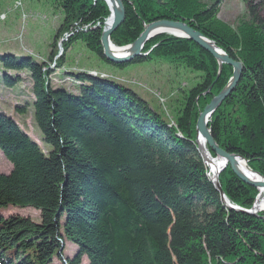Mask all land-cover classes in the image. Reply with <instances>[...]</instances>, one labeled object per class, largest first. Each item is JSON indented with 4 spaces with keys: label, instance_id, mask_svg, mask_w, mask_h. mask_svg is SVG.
Returning a JSON list of instances; mask_svg holds the SVG:
<instances>
[{
    "label": "trees",
    "instance_id": "16d2710c",
    "mask_svg": "<svg viewBox=\"0 0 264 264\" xmlns=\"http://www.w3.org/2000/svg\"><path fill=\"white\" fill-rule=\"evenodd\" d=\"M215 0H123L126 18L112 35L118 47L135 42L144 25L183 22L212 40L243 65L233 93L215 112L210 129L220 148L245 157L264 176V0H244L247 21L236 28L218 19ZM64 20L51 45L68 33L67 52L83 43L100 61L120 70L155 61L203 74V82L175 102L169 118L134 90L108 79L71 74L79 93L53 86L49 63L32 57H0V86L13 89L31 78L33 108L46 153L9 116L0 113V151L11 164L0 171V264H264V220L226 209L207 177L196 146L200 114L233 76L194 42L172 36L149 41L142 56L115 65L103 55L102 0H55ZM100 28L78 32L84 25ZM75 31L76 33H73ZM65 58L57 61L64 66ZM179 104V105H178ZM163 110V111H162ZM174 124V125H172ZM212 157H216L208 149ZM220 184L233 205L250 210L259 191L245 185L227 166ZM32 208L41 222L18 215L4 218L2 208ZM264 217V213L260 214ZM76 248L65 257L66 245Z\"/></svg>",
    "mask_w": 264,
    "mask_h": 264
},
{
    "label": "rangeland",
    "instance_id": "374dc122",
    "mask_svg": "<svg viewBox=\"0 0 264 264\" xmlns=\"http://www.w3.org/2000/svg\"><path fill=\"white\" fill-rule=\"evenodd\" d=\"M202 1L207 6L215 2V0ZM262 15L264 16V12ZM247 17L244 0H224L219 6L218 19L232 28H236L242 21H247ZM63 20V10L55 0H0V57L7 54L19 58L30 56L39 63H49L50 69L53 71L50 78L51 85L62 86L73 93H79L78 88L82 83L76 81L71 74L93 75L96 73L92 77L108 79L124 85L151 102L154 107L157 106L158 101L164 108L165 115L168 118L170 115V119L176 114L174 103L182 102L185 94L203 82V74L183 66L169 65L164 61L130 65L120 70L100 61L80 42L75 43L69 51L64 52L63 45L68 43L69 39L66 37H73L70 33L59 41L56 47L57 55L52 62H49L51 45ZM97 28H100V24L84 25L77 31L87 33ZM73 33L76 32L73 31ZM61 58H65V63L59 69L57 61ZM2 70L0 65V76ZM18 75L22 82L15 88L6 89L0 86V113L11 117L46 153L50 148L43 142V136L36 126L33 108H28L25 115L16 113L17 107H26L28 102H34L35 99L32 94L31 78L24 72ZM11 167L0 151L1 173L9 174ZM261 196L262 194L259 198ZM13 215L29 218L35 224L41 222L40 212L32 208L9 207L1 209L2 217L8 218ZM75 251L76 248L73 245L67 244L65 257H73ZM54 264H60V262L55 261ZM82 264H89L86 258L83 259Z\"/></svg>",
    "mask_w": 264,
    "mask_h": 264
},
{
    "label": "water",
    "instance_id": "95a60500",
    "mask_svg": "<svg viewBox=\"0 0 264 264\" xmlns=\"http://www.w3.org/2000/svg\"><path fill=\"white\" fill-rule=\"evenodd\" d=\"M102 1L108 5L111 12L110 18L112 20L110 27L107 28L105 24L101 38L103 55L108 62L115 65L132 63L135 59L148 55V53L143 54V50L145 45L150 40L162 35H171L178 39L192 41L212 55L219 66L217 79H219L222 75L224 65L233 69V76L229 80L228 84L218 96L213 98L211 103L204 109L198 118L196 125L197 151L208 169L207 177L215 190L218 192L222 205L228 210L258 217L264 220V217L260 216L264 210L256 209V203L260 195L258 194L255 203L250 210L235 206L230 203L222 189L220 184V175L227 166H230L232 172L241 182L251 188L258 190L259 192L264 191V176L254 171L250 167L249 161L245 157L238 154H230L222 150L215 141L210 129V123L215 112L222 106L224 101L233 93L239 84L244 70L243 65L240 62H236L231 59L228 54L220 49L212 40L208 39L203 34L199 33L183 22L163 20L153 22L149 25H144V32L134 43L124 47H118L112 43L111 37L125 21L126 11L124 8V3L122 0ZM156 1L159 4L163 2V0ZM208 149H210L212 153L215 154V158L212 157ZM216 160H223L225 162L223 169L217 175L211 171V167Z\"/></svg>",
    "mask_w": 264,
    "mask_h": 264
},
{
    "label": "bare ground",
    "instance_id": "6f19581e",
    "mask_svg": "<svg viewBox=\"0 0 264 264\" xmlns=\"http://www.w3.org/2000/svg\"><path fill=\"white\" fill-rule=\"evenodd\" d=\"M112 24V20L111 18L109 19V21L106 23V27H110ZM134 43V42H133ZM93 75H96V73H93ZM90 74V76H93ZM105 77V76H104ZM224 161L223 160H216L212 167H211V171L214 173V174H218L224 167ZM262 196L258 199L257 203H256V209L258 210H264V191H260V194ZM232 204V203H231ZM236 206V205H235Z\"/></svg>",
    "mask_w": 264,
    "mask_h": 264
},
{
    "label": "built area",
    "instance_id": "2783aa9c",
    "mask_svg": "<svg viewBox=\"0 0 264 264\" xmlns=\"http://www.w3.org/2000/svg\"><path fill=\"white\" fill-rule=\"evenodd\" d=\"M70 35H73V34H72V32L70 33ZM66 38L68 39V38H69V36H68V37H66ZM105 77H106V76H105Z\"/></svg>",
    "mask_w": 264,
    "mask_h": 264
}]
</instances>
